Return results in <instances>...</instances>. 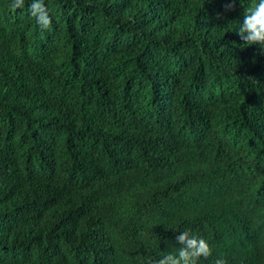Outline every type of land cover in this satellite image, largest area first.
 I'll list each match as a JSON object with an SVG mask.
<instances>
[{
	"label": "trees",
	"instance_id": "16d2710c",
	"mask_svg": "<svg viewBox=\"0 0 264 264\" xmlns=\"http://www.w3.org/2000/svg\"><path fill=\"white\" fill-rule=\"evenodd\" d=\"M32 2L0 0V264H152L186 229L264 264L251 0Z\"/></svg>",
	"mask_w": 264,
	"mask_h": 264
},
{
	"label": "clouds",
	"instance_id": "9594fccd",
	"mask_svg": "<svg viewBox=\"0 0 264 264\" xmlns=\"http://www.w3.org/2000/svg\"><path fill=\"white\" fill-rule=\"evenodd\" d=\"M23 4L24 0H11L10 7L15 10ZM233 7L234 0L226 5L225 10H232ZM29 12L42 28L50 26L51 17L44 0H33ZM237 35L245 44L259 45L261 53H264V0H251L249 6L244 9ZM174 239L180 247L174 253H166L152 264H198L199 259L203 260L211 255L208 242L203 237L191 234L190 230L179 232ZM214 264H227V261L217 258Z\"/></svg>",
	"mask_w": 264,
	"mask_h": 264
}]
</instances>
